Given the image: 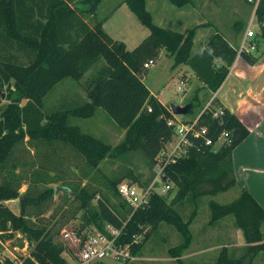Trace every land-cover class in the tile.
Listing matches in <instances>:
<instances>
[{
	"label": "trees",
	"instance_id": "1",
	"mask_svg": "<svg viewBox=\"0 0 264 264\" xmlns=\"http://www.w3.org/2000/svg\"><path fill=\"white\" fill-rule=\"evenodd\" d=\"M85 2L90 6L87 11L94 13L102 0ZM125 2L150 31L149 36L133 50L112 38L102 23L91 27L80 11L66 0H0V98L6 88V97L11 101L5 110L0 111V232L3 240L21 235L30 243L32 249L28 256H21L22 264H68L63 256L65 245L55 242L48 224L39 222L56 194L71 195L76 199L79 205L73 218L83 223L101 227L107 222L121 228L129 220L132 209L117 191L120 182L101 174L100 163L107 157L135 151L143 152L154 163L174 134V127L169 125L175 117L170 107L162 104L143 81V74L148 70L146 64L156 62L165 51L173 59V69L189 66L196 77L215 93L238 57L240 45H233L219 31L193 56L194 39L200 26L184 33L164 28L154 22L146 0ZM170 2L178 8L195 3L194 0ZM255 19L259 24V32L252 39L256 50L241 54L250 64L260 59V55L253 53L264 55V0H260ZM245 28L244 23L236 22L233 29L236 33ZM16 52L24 54L28 64L21 61ZM101 60L105 65L87 85L90 102L65 112H43L41 100L56 84L65 77L80 82ZM199 93L200 89L193 97L194 108L190 114L201 105ZM22 100L27 102L20 106ZM214 102L220 105L217 99ZM97 108H103L126 131L122 142L115 147L82 132L79 126L69 124L73 116L93 117ZM201 123L208 127V136L214 141L224 131H229L231 142L214 152L204 139H195L189 154L166 169L165 179L176 185L174 196L170 199V196L153 195L147 207L131 216L123 231L121 241L129 244L135 236L147 230L142 241L132 245L136 257L151 234L166 223L174 226L183 238L180 245L169 249L171 256L178 264H188L181 257L192 244L190 227L198 216V208L193 209L188 220L183 218L181 208L199 198H214L238 184L232 154L250 131L226 108L221 120L213 118L211 112H205ZM26 136L31 145L33 141L37 143L33 146L36 149L39 144L53 147L54 143L76 149L85 158L84 177L89 183L82 188L65 183L60 185L71 192L57 193L56 188L35 192L33 186L59 183L57 175L51 176L41 166L29 173L30 187L21 194L26 178L23 172L16 174V166L13 163L10 167V162L15 148ZM93 173L94 178L98 174L97 177L104 175L105 189L93 187ZM131 178L137 181L135 176ZM17 198L21 206L19 215L3 204ZM208 205L210 226L231 216L247 243L240 249L242 254L239 256L224 248L214 264H254L264 252V208L246 188L231 203L219 204L211 199ZM82 210L84 212L79 215ZM6 264L15 263L7 259Z\"/></svg>",
	"mask_w": 264,
	"mask_h": 264
},
{
	"label": "rangeland",
	"instance_id": "2",
	"mask_svg": "<svg viewBox=\"0 0 264 264\" xmlns=\"http://www.w3.org/2000/svg\"><path fill=\"white\" fill-rule=\"evenodd\" d=\"M68 4L76 8L82 14L85 21L91 26L102 23L104 30L114 39L122 41L126 44L128 50H133L141 42H143L150 34V31L145 27L136 17V15L129 9L126 0H102L97 10L94 13L87 11L90 7L86 0H66ZM169 2L172 9L162 11L163 4L160 2ZM193 5L183 7L187 11H193L197 15L195 19H186L185 26L181 27L176 24L177 9L170 0H146L147 9L152 13L154 22H161L162 19L172 18V26L164 24L165 28H172L171 30L179 31L180 29L185 32L190 31L200 22H207L204 26L211 27V34L222 32L221 27L229 20L232 21L235 14L242 17V20H248L253 14V7L248 3V0H194ZM168 6V5H167ZM175 8V9H174ZM181 9V8H178ZM235 19V18H234ZM182 21V20H181ZM194 24V25H190ZM213 24V25H210ZM254 31L259 28L256 19L254 21ZM176 30H175V28ZM248 27L246 28L247 31ZM201 45L194 46L195 51ZM17 56L25 64H28V58L22 54L17 53ZM151 68L143 74V81L150 88V90L160 97L165 105L183 106L193 100V97L198 89L196 82V75L189 66L180 69H173V59L169 56L162 55L156 62H151ZM105 65V61L101 60L100 63L95 65L84 78L78 82L72 77H65L58 84H56L41 100V108L45 114H53L55 112H65L78 108L87 102H90L88 97L87 85L89 81L95 76L97 71ZM184 72V73H183ZM183 73V74H182ZM185 82H184V81ZM198 81V80H197ZM200 81V80H199ZM181 87L183 91H179ZM199 93L202 100L201 105L194 109V113L201 110L206 104L209 97L208 93ZM6 88L3 91V96L0 98V111L5 110L11 103L7 99ZM27 100H22L23 106ZM193 114L177 116L179 119L190 118ZM69 124L79 126L82 132L95 136L101 141L105 142L112 147L117 146L122 142L125 137L126 131L121 129L111 116L103 109L97 108L96 113L90 118L71 117ZM46 144V143H42ZM53 147L48 145H38L37 149L33 146L37 145L33 141L31 145L30 138L26 136L22 143H19L15 148L14 158L10 162V167L16 166V174L23 172V177L26 178L20 189L21 193H26L30 187L28 175L35 169L43 166L45 171L50 172L51 176L57 175L59 183L55 184H39L33 186L35 192H42L45 189H55L60 187L61 184H70L76 188H82L89 183V180L84 177L85 174V158L80 155L76 149L63 143H54ZM169 145V144H168ZM101 174L111 177L114 180L121 182L128 180L135 184L148 185L154 177V163L151 162L146 155L141 151L127 152L120 156H112L105 158L100 163ZM99 175V174H98ZM97 175V176H98ZM103 177H95L94 173L91 177L95 182H91L93 187L105 189ZM135 176V179L131 178ZM175 190L168 193L167 197L170 199L174 196ZM239 194L238 189L232 188L227 192L220 193L216 197H203L192 202H188L181 208V214L185 220H188L194 208H198V216L192 223L190 229L193 235L191 246L184 252L181 260L185 263L197 264H214L220 252L227 248L230 254L235 252L236 255H241L242 250L234 249L231 247L235 243L236 230L234 228L227 229L219 232V239H211L205 241L201 230L207 227L211 218V210L209 208V200L214 199L219 204H228L233 202ZM96 203V201H94ZM79 203L71 195H58L56 194L51 202L47 204L44 209V214L40 217L39 222H44L51 228L55 242L63 244V237L60 231L64 227H77L78 219H74L75 211ZM10 207L16 214L20 213V201L17 198L15 202L11 203ZM84 211H80L81 215ZM228 219L233 220L229 216ZM183 241L182 235L174 226L166 223L161 224L155 230L149 239L145 242L144 247L138 257L129 262V264H178L176 258L172 257L169 249L180 245ZM8 248H3V252L12 258H21V256L29 255L32 247L30 243L18 235L16 238L7 242ZM206 243V244H205ZM204 248L206 250H204ZM103 264H121L112 258H106L102 261ZM254 264H264V253L255 260Z\"/></svg>",
	"mask_w": 264,
	"mask_h": 264
},
{
	"label": "built area",
	"instance_id": "3",
	"mask_svg": "<svg viewBox=\"0 0 264 264\" xmlns=\"http://www.w3.org/2000/svg\"><path fill=\"white\" fill-rule=\"evenodd\" d=\"M248 3L253 7V14L245 36L240 43L237 59L242 52H253L256 50V44L253 43L252 39L255 37L253 27L255 26V15L260 0H248ZM145 67L149 68L150 64H146ZM178 90L183 91L181 87ZM215 99V95H212L204 107L190 118L179 119L178 115H174L175 117L169 121V125L174 127V134L154 162L155 177L150 184L140 185L128 180H122L118 184L117 191L119 195L132 209L131 216L137 210L147 207L153 195L165 196L176 189V185L172 181L165 179L166 169L189 154L195 139H204L205 144L214 152L219 151L223 145L231 142L229 131H224L214 141L208 136V127L201 123V116L205 112H211L213 118L220 120L224 116V106L216 105ZM131 216H129V220ZM129 220L125 221L121 228H117L107 222L99 227L96 224H86L80 220L76 228L64 227L60 233L66 248L63 256L68 264H100L106 258H112L121 264L134 260L136 256L132 253V245L140 243L145 237L147 230L142 235L135 236L132 243H123L121 241L123 231ZM1 235L2 233L0 232V263L6 264V260L10 259L15 264H22L19 258L14 259L3 252V248H8L10 243L7 245L6 243L10 242V240H3Z\"/></svg>",
	"mask_w": 264,
	"mask_h": 264
},
{
	"label": "crops",
	"instance_id": "4",
	"mask_svg": "<svg viewBox=\"0 0 264 264\" xmlns=\"http://www.w3.org/2000/svg\"><path fill=\"white\" fill-rule=\"evenodd\" d=\"M160 4L165 6L162 7L161 12H164L165 9H172L169 2L166 3L163 1L162 3L160 2ZM174 12L176 14H182L181 16L177 15L176 21V24L181 27L185 26V16H187V19L193 20L197 15L193 11L185 12V10L182 8H177L174 10ZM231 15H233L235 19L233 18L232 21L229 20L226 24H223L221 27V33L230 43L239 46L245 36L246 28L248 27L251 18L248 20H242V17L239 18V16L235 14ZM236 22L244 23L246 25L245 30L235 33L233 28ZM157 23L159 26L165 28L166 26L164 24H169L171 27L173 21L172 18H166ZM205 23L207 22L204 21L197 24L200 26V28L196 32L194 46L196 44L197 46H201L195 51H192L193 56L205 47L209 38L212 36V32L210 31L211 27L204 26ZM178 32L184 33L185 30L180 29ZM258 32L259 28L256 29V33ZM253 54L256 56L260 55L258 62L255 64H250L242 56H240L231 67L230 73L223 85L215 93H212L201 81H199L197 77L196 79L198 81L196 80V82L198 83V88H201V93L204 92L209 94V97L206 101H208L212 95H215L220 105L224 106V108L235 114L250 131L249 135L233 150L232 160L235 177L238 183L234 188L238 189L239 191L236 199L239 197L242 189L246 188L264 208V55H262L261 52H256ZM162 55L166 56V52L162 51L161 56ZM185 66L186 65L179 66L177 69L182 70ZM150 68L151 64L148 69ZM152 94L156 96L162 102V104L165 105V102H163L160 97L155 95L153 92ZM201 101L202 100L200 99V102ZM15 201L16 199L7 200L4 201L3 204L8 206L13 211L10 205ZM209 222L207 227L201 230L203 237L206 239L205 241L215 238L219 239V232L234 228L236 230V239L235 243L232 244L231 247L233 249H243L247 245L243 236V232L235 227L234 220H230L228 217H226L212 226L209 225ZM204 250L206 249L204 248Z\"/></svg>",
	"mask_w": 264,
	"mask_h": 264
},
{
	"label": "water",
	"instance_id": "5",
	"mask_svg": "<svg viewBox=\"0 0 264 264\" xmlns=\"http://www.w3.org/2000/svg\"><path fill=\"white\" fill-rule=\"evenodd\" d=\"M171 110L173 112L174 115H187L191 113V110L194 108V102L193 100H191L189 103L183 105V106H176V105H171ZM60 191H64V192H71V190L69 188L66 187H57L56 188V192H60ZM103 264V263H100Z\"/></svg>",
	"mask_w": 264,
	"mask_h": 264
}]
</instances>
